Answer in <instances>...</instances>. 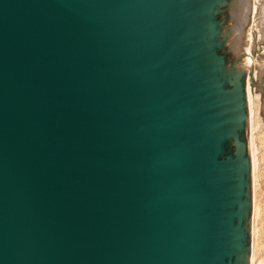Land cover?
I'll list each match as a JSON object with an SVG mask.
<instances>
[{
	"label": "water",
	"instance_id": "1",
	"mask_svg": "<svg viewBox=\"0 0 264 264\" xmlns=\"http://www.w3.org/2000/svg\"><path fill=\"white\" fill-rule=\"evenodd\" d=\"M253 0H0V264H249Z\"/></svg>",
	"mask_w": 264,
	"mask_h": 264
},
{
	"label": "rangeland",
	"instance_id": "2",
	"mask_svg": "<svg viewBox=\"0 0 264 264\" xmlns=\"http://www.w3.org/2000/svg\"><path fill=\"white\" fill-rule=\"evenodd\" d=\"M257 1L251 16L249 55L255 65L248 77L247 93L248 157L251 165V214L249 217V264H264V0ZM255 0H253L254 4ZM252 4V5H253ZM251 38V39H250ZM251 106L254 108L250 116ZM252 257V258H251Z\"/></svg>",
	"mask_w": 264,
	"mask_h": 264
},
{
	"label": "bare ground",
	"instance_id": "3",
	"mask_svg": "<svg viewBox=\"0 0 264 264\" xmlns=\"http://www.w3.org/2000/svg\"><path fill=\"white\" fill-rule=\"evenodd\" d=\"M257 8H258V5H257V1L255 0V2H254V4H253V13H254V15L256 14V12H257ZM252 35H251V33H250V35H249V37H251ZM251 39V38H250ZM247 52H248V54L247 55H249V52H250V46H247ZM247 58H251L250 56H247ZM248 95H249V98L251 99V87H250V84H248ZM253 111H254V108L251 106V109H250V116H251V118L253 117ZM252 258V257H251ZM253 264V263H252Z\"/></svg>",
	"mask_w": 264,
	"mask_h": 264
}]
</instances>
